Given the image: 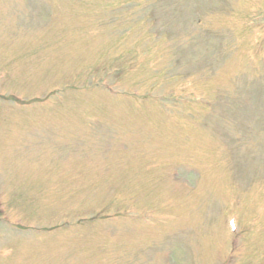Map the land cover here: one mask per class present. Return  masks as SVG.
I'll return each instance as SVG.
<instances>
[{"label":"rangeland","instance_id":"374dc122","mask_svg":"<svg viewBox=\"0 0 264 264\" xmlns=\"http://www.w3.org/2000/svg\"><path fill=\"white\" fill-rule=\"evenodd\" d=\"M263 41L264 0H0V264H264Z\"/></svg>","mask_w":264,"mask_h":264}]
</instances>
